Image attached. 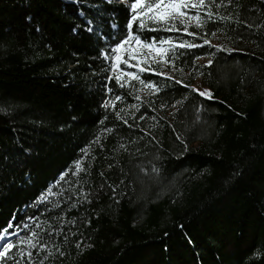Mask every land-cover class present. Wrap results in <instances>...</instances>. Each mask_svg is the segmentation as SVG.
Instances as JSON below:
<instances>
[{
	"label": "trees",
	"instance_id": "trees-1",
	"mask_svg": "<svg viewBox=\"0 0 264 264\" xmlns=\"http://www.w3.org/2000/svg\"><path fill=\"white\" fill-rule=\"evenodd\" d=\"M132 2L0 0V230L17 232L0 264H264V0H214L228 19L194 36L134 23L211 42L122 62L158 92L112 70Z\"/></svg>",
	"mask_w": 264,
	"mask_h": 264
},
{
	"label": "snow or ice",
	"instance_id": "snow-or-ice-1",
	"mask_svg": "<svg viewBox=\"0 0 264 264\" xmlns=\"http://www.w3.org/2000/svg\"><path fill=\"white\" fill-rule=\"evenodd\" d=\"M122 2L126 3V0H122ZM214 0H134V2L130 5L131 10V18L128 19L127 28L129 29L127 36L124 39H121L119 43H116L115 46L111 49L113 53H115L114 61L112 63V68L115 70L118 68V65L122 62L126 63L127 61L123 59V56L126 54L129 59H137V56L141 54L142 49H147L148 53H155L157 56L161 57L162 59L166 57L167 53L171 49L181 48V49H192V48H199L207 45L212 47L211 42L208 39L203 40V44H196L191 42H183V43H174L171 40H162L160 41L161 45L167 44L169 45L168 48L164 47H157L155 43H145L142 41L141 36L138 34H134L133 26L134 23L138 22L139 28L141 30L145 29L148 23H155L157 25L165 26V30L167 31H183L187 35H196L195 32H190L189 28L194 26L195 28L199 29L204 27L209 22H216L219 20H227L228 17L220 16L218 13H214L212 11V5ZM216 7H222L223 5H215ZM186 9H193L196 10L195 15L190 14ZM203 12V15H201ZM27 19L31 20V17H27ZM182 27H178L177 25ZM158 30V29H152ZM73 31L75 32L76 29L74 28ZM91 31V29H89ZM216 33L213 32L212 35L214 36ZM135 42V46H132V42ZM223 50L221 47H217V51ZM234 49H228V51H233ZM106 59L111 57L108 56L106 52L101 53ZM197 59H200L197 57ZM147 60L144 61H137L134 65L135 67L139 68L140 72H144L148 69L141 67L142 63H146ZM165 64H171L173 67V71H183L182 69L175 68V61L174 60H164ZM213 64V60L209 59L206 65H202V67H207ZM159 75H165L168 79L175 80L174 76H168L164 72L158 73ZM127 77L128 80L122 83V78ZM112 79V77H109ZM115 80L120 87H124L125 83H128V86L131 87L130 81H139L142 85L145 86L147 89H151L154 91H159L154 83H145V81L140 79V76L136 73L127 72L121 73L115 76ZM177 84H183L182 80H175ZM185 87H189L188 85H184ZM111 91V89H109ZM192 91L197 93L198 96L211 100L214 99L213 93L210 89L201 90L197 87H192ZM117 101L121 100L122 97L116 96L115 98ZM135 99L140 100L141 97L139 95L135 96ZM187 99V97H185ZM183 101H177V103H182ZM109 102H105L103 107L107 108ZM115 105H113L114 107ZM132 107H137L133 105ZM138 110V109H137ZM118 118L120 114L117 113ZM141 120L144 119L143 116L140 117ZM127 123V120L124 121ZM179 140L180 137L177 136ZM123 147V145L121 146ZM76 168L78 170L81 169L80 162H76ZM156 171V169H153ZM63 178V174H62ZM12 227V223L9 222L8 226L2 230H0V240H5V237L8 235H14L13 233H9L8 229ZM20 243H25V241L21 240ZM27 243L31 247H35V244H32L31 240H28ZM17 247L11 241H6L2 245H0V260L6 259L10 256V253L13 249ZM43 247V245H41ZM20 256H24L25 253L21 251ZM62 254V253H61ZM32 253L28 252L27 257H31ZM17 264L19 262L17 261Z\"/></svg>",
	"mask_w": 264,
	"mask_h": 264
},
{
	"label": "rangeland",
	"instance_id": "rangeland-1",
	"mask_svg": "<svg viewBox=\"0 0 264 264\" xmlns=\"http://www.w3.org/2000/svg\"><path fill=\"white\" fill-rule=\"evenodd\" d=\"M144 42H145V43H149V42H151V43H155L157 47H162V45H161L160 43H158V42H156V41H154V40H152V41H144ZM132 46H135V42H134V41L132 42ZM115 55H116V54L114 53V55H113V57H112L111 65H112V63H113V61H114V57H115ZM123 59L127 61L125 64L132 65V66H134V65L137 63L138 60H139V61L147 60L146 63H142V64H141V67H145V66H147V65H149V64H153V63H157V62H162V61H163V59H162L161 57L157 56L155 53H151V54H149L147 49H142V50H141V54H139V55L137 56V59H129L128 56H127L126 54L123 56ZM123 63H124V62H123ZM121 64H122V63H120V64L118 65V68L115 69V70L112 68V70H113V72H114L115 75H119V74H121V73H127V71L121 69ZM126 78H127V77H123L122 80H124V79H126ZM193 87H197V88L203 90V88L200 86L199 80H196V81L194 82ZM12 230H13V229H8L9 233H13L14 235H8V236H6V237H5V240H0V244H1L2 242L5 243L6 241H10L11 238H12L13 236L16 235L17 232H16V231H15V232H12ZM1 245H2V244H1Z\"/></svg>",
	"mask_w": 264,
	"mask_h": 264
},
{
	"label": "water",
	"instance_id": "water-1",
	"mask_svg": "<svg viewBox=\"0 0 264 264\" xmlns=\"http://www.w3.org/2000/svg\"><path fill=\"white\" fill-rule=\"evenodd\" d=\"M1 244H3V242H2ZM1 244H0V245H1Z\"/></svg>",
	"mask_w": 264,
	"mask_h": 264
}]
</instances>
